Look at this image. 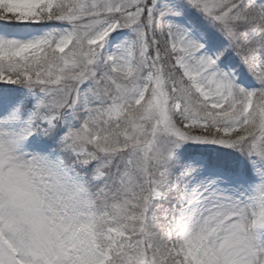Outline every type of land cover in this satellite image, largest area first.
I'll return each instance as SVG.
<instances>
[{"label": "snow or ice", "instance_id": "snow-or-ice-1", "mask_svg": "<svg viewBox=\"0 0 264 264\" xmlns=\"http://www.w3.org/2000/svg\"><path fill=\"white\" fill-rule=\"evenodd\" d=\"M0 264H264V0H0Z\"/></svg>", "mask_w": 264, "mask_h": 264}]
</instances>
